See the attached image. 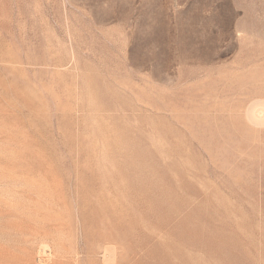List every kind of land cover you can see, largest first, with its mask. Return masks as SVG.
Wrapping results in <instances>:
<instances>
[{
	"label": "rangeland",
	"instance_id": "obj_1",
	"mask_svg": "<svg viewBox=\"0 0 264 264\" xmlns=\"http://www.w3.org/2000/svg\"><path fill=\"white\" fill-rule=\"evenodd\" d=\"M263 101L264 0H0V264H264Z\"/></svg>",
	"mask_w": 264,
	"mask_h": 264
},
{
	"label": "bare ground",
	"instance_id": "obj_2",
	"mask_svg": "<svg viewBox=\"0 0 264 264\" xmlns=\"http://www.w3.org/2000/svg\"><path fill=\"white\" fill-rule=\"evenodd\" d=\"M258 106H260L261 108H262V110H261V112H260V115H258V114H256L255 112H254V110H253V113H254V115H253V113H250V114H252L253 115V118L254 119H259V121L262 119H264V101L261 103V104H259ZM251 112V111H250ZM261 122H259L258 124H260ZM264 123V122H263Z\"/></svg>",
	"mask_w": 264,
	"mask_h": 264
}]
</instances>
